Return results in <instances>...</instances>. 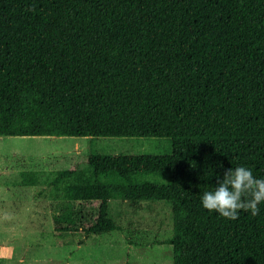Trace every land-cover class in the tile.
<instances>
[{
	"label": "trees",
	"instance_id": "obj_1",
	"mask_svg": "<svg viewBox=\"0 0 264 264\" xmlns=\"http://www.w3.org/2000/svg\"><path fill=\"white\" fill-rule=\"evenodd\" d=\"M0 137L168 139L171 155L59 171L53 234L164 202L173 264H264V205L227 220L200 203L231 166L264 178V0H0Z\"/></svg>",
	"mask_w": 264,
	"mask_h": 264
},
{
	"label": "rangeland",
	"instance_id": "obj_2",
	"mask_svg": "<svg viewBox=\"0 0 264 264\" xmlns=\"http://www.w3.org/2000/svg\"><path fill=\"white\" fill-rule=\"evenodd\" d=\"M172 152L162 138L0 137V264H173L172 248L164 244L173 234L172 213L164 202L110 201L108 214L119 230L106 234L58 237L51 227L62 202L51 186L59 171L77 165L88 172L91 154Z\"/></svg>",
	"mask_w": 264,
	"mask_h": 264
},
{
	"label": "clouds",
	"instance_id": "obj_3",
	"mask_svg": "<svg viewBox=\"0 0 264 264\" xmlns=\"http://www.w3.org/2000/svg\"><path fill=\"white\" fill-rule=\"evenodd\" d=\"M215 175V187L201 195L200 203L205 210L227 220L238 219L241 212L253 216L260 213L264 205V178L254 176L253 170L244 165L231 166Z\"/></svg>",
	"mask_w": 264,
	"mask_h": 264
}]
</instances>
